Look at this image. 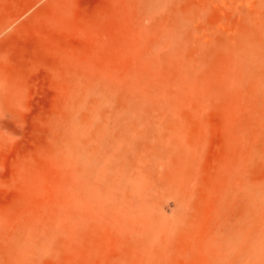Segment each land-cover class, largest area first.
Returning <instances> with one entry per match:
<instances>
[{"label": "rangeland", "instance_id": "rangeland-1", "mask_svg": "<svg viewBox=\"0 0 264 264\" xmlns=\"http://www.w3.org/2000/svg\"><path fill=\"white\" fill-rule=\"evenodd\" d=\"M143 1L0 0V246L22 228L66 230L31 264L248 262V164L262 131L246 93L215 89L121 120L78 105L81 81L142 73L155 33ZM178 7L213 76L251 21L264 23V0ZM257 245L264 253V234Z\"/></svg>", "mask_w": 264, "mask_h": 264}, {"label": "bare ground", "instance_id": "bare-ground-1", "mask_svg": "<svg viewBox=\"0 0 264 264\" xmlns=\"http://www.w3.org/2000/svg\"><path fill=\"white\" fill-rule=\"evenodd\" d=\"M144 1L146 17H149L150 28L155 33L142 73L139 77L131 75L133 78L124 83L111 77L89 78L86 83L81 81L82 95L78 105L121 120L136 115H159L168 107L182 105L181 99L189 95L207 99L215 89L225 91L231 98H235V92L246 93L242 108L256 114L253 115L257 117V127L262 132L261 142L252 146L249 158L244 237L247 264H264V253H258L257 245L264 234V42L257 41V33L260 32L264 39V23L256 26L251 21L238 40L227 47L228 62L222 74L213 76L193 59L192 39L179 18L178 0ZM256 44H259L258 49ZM69 136L70 143L74 142L73 121ZM109 137L117 138L116 135L106 138ZM131 139L136 141L138 138L136 135L126 136V140ZM111 151L130 153L128 148L120 146ZM58 231L66 230L57 221L37 229L16 231L0 246V264H31L37 253L53 244Z\"/></svg>", "mask_w": 264, "mask_h": 264}]
</instances>
